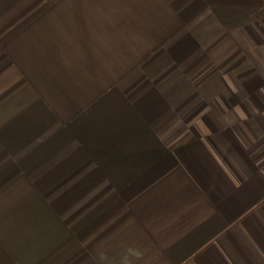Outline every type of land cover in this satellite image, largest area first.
Instances as JSON below:
<instances>
[{
	"label": "crops",
	"instance_id": "crops-1",
	"mask_svg": "<svg viewBox=\"0 0 264 264\" xmlns=\"http://www.w3.org/2000/svg\"><path fill=\"white\" fill-rule=\"evenodd\" d=\"M0 264H264V0H0Z\"/></svg>",
	"mask_w": 264,
	"mask_h": 264
}]
</instances>
